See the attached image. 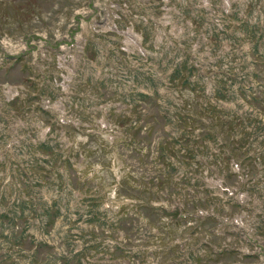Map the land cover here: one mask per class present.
Masks as SVG:
<instances>
[{
	"label": "rangeland",
	"instance_id": "rangeland-1",
	"mask_svg": "<svg viewBox=\"0 0 264 264\" xmlns=\"http://www.w3.org/2000/svg\"><path fill=\"white\" fill-rule=\"evenodd\" d=\"M0 264H264V0H0Z\"/></svg>",
	"mask_w": 264,
	"mask_h": 264
}]
</instances>
